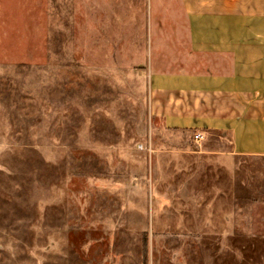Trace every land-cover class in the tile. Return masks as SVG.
Masks as SVG:
<instances>
[{"label":"rangeland","instance_id":"374dc122","mask_svg":"<svg viewBox=\"0 0 264 264\" xmlns=\"http://www.w3.org/2000/svg\"><path fill=\"white\" fill-rule=\"evenodd\" d=\"M208 60L180 0H0V264H264V157L150 109Z\"/></svg>","mask_w":264,"mask_h":264},{"label":"crops","instance_id":"0c3cea01","mask_svg":"<svg viewBox=\"0 0 264 264\" xmlns=\"http://www.w3.org/2000/svg\"><path fill=\"white\" fill-rule=\"evenodd\" d=\"M180 3L189 50L209 58L210 73L152 75V114L168 130L202 134L196 144L216 136L229 156L264 157V0Z\"/></svg>","mask_w":264,"mask_h":264},{"label":"built area","instance_id":"2783aa9c","mask_svg":"<svg viewBox=\"0 0 264 264\" xmlns=\"http://www.w3.org/2000/svg\"><path fill=\"white\" fill-rule=\"evenodd\" d=\"M202 139H203V135L200 134V133H197V134H195V135L193 136V140H194V142H196V143L200 142Z\"/></svg>","mask_w":264,"mask_h":264}]
</instances>
